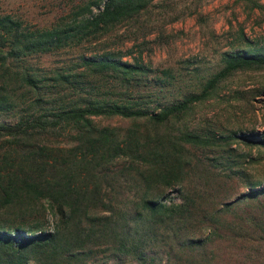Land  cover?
Segmentation results:
<instances>
[{
  "label": "trees",
  "instance_id": "16d2710c",
  "mask_svg": "<svg viewBox=\"0 0 264 264\" xmlns=\"http://www.w3.org/2000/svg\"><path fill=\"white\" fill-rule=\"evenodd\" d=\"M150 1L81 0L48 26L0 12V113L17 117L0 123V264H83L93 251L84 249L80 233L100 238L106 229L108 249L120 257L113 264H127V258L128 264H264V186L249 181L248 191L230 201L212 196L203 176L191 186L185 175L193 165L185 150H206L212 140L186 123L183 129L174 126L232 72L264 68V46L246 39L251 48L226 54L223 68L199 92L153 107L147 95L133 97L128 90L139 72H149L135 56L127 61L110 50L82 54L74 67L51 74H36L25 64L32 55L101 38ZM114 116L143 119L150 128L132 126L119 139L93 119ZM238 138L264 146V135L245 132ZM127 153L140 176L135 188L179 182L181 201L162 202L147 186L126 209L105 202L89 181ZM215 157L199 161L214 167ZM35 200L45 201L62 226L48 231L40 219H26ZM191 228L205 236L192 238ZM217 242L222 256L212 250Z\"/></svg>",
  "mask_w": 264,
  "mask_h": 264
},
{
  "label": "rangeland",
  "instance_id": "374dc122",
  "mask_svg": "<svg viewBox=\"0 0 264 264\" xmlns=\"http://www.w3.org/2000/svg\"><path fill=\"white\" fill-rule=\"evenodd\" d=\"M80 1L0 0V12L22 19L30 26H48ZM246 39L264 46V0H152L138 15L118 24L101 38L51 53L32 55L25 64L36 74H51L54 68L74 67L82 54L110 50L122 52L127 61H133L135 56L149 72H139L128 90L133 97L147 95L146 100L150 99L153 107L158 103L173 102L188 92H199L223 68L226 54L251 48ZM164 70H169L168 74L163 73ZM93 119L100 126L112 128L119 139H126L132 126L140 130L150 128L143 119L120 116ZM15 121L17 117L13 112L0 113V123ZM184 123L212 140L206 150L195 147L185 150L184 158L193 165V170L185 175L191 186L196 187L203 176L201 182L209 185L212 196L229 201L247 192L246 183L249 181H259L260 187L264 186V146L245 143L238 138L245 132H254L258 137L264 135V68L232 72L216 85L208 99L197 102L184 120L174 126L183 129ZM226 137L230 140L224 141ZM206 156H216L218 160L214 167L199 161ZM129 159L128 153L123 154L89 181L90 187L98 185V193L106 199L105 202L111 199L118 211L126 209L128 201L137 198L135 195L147 186L153 188L152 194H158V200L162 202L181 201L179 190L182 185L179 182L174 181L168 187L149 184L135 188L134 183L140 176L136 165L129 163ZM227 165L231 169H227ZM205 168L211 170L203 175L201 169ZM142 174L147 175L146 172ZM46 175L50 178L51 171ZM31 205L33 214L26 215V219H40L48 231L62 226L60 217L51 212L45 201L35 200ZM102 213L108 214L106 211ZM108 231L104 230L100 238L88 236L85 231L80 233L84 236V249L93 251L88 253L83 264H113L115 257L120 258L119 253L112 254L108 249L111 243ZM205 233L193 228L188 232L196 239L203 238ZM222 246L217 242L212 250L222 256ZM121 259L126 260L123 255ZM126 262L128 264V258ZM220 264L225 263L221 261Z\"/></svg>",
  "mask_w": 264,
  "mask_h": 264
}]
</instances>
